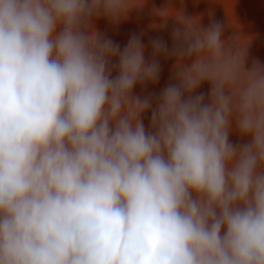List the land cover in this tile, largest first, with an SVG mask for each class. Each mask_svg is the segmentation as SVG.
I'll return each instance as SVG.
<instances>
[{
  "label": "clouds",
  "instance_id": "9594fccd",
  "mask_svg": "<svg viewBox=\"0 0 264 264\" xmlns=\"http://www.w3.org/2000/svg\"><path fill=\"white\" fill-rule=\"evenodd\" d=\"M146 3L0 0V264H264V65L173 7L151 60L101 38Z\"/></svg>",
  "mask_w": 264,
  "mask_h": 264
},
{
  "label": "rangeland",
  "instance_id": "374dc122",
  "mask_svg": "<svg viewBox=\"0 0 264 264\" xmlns=\"http://www.w3.org/2000/svg\"><path fill=\"white\" fill-rule=\"evenodd\" d=\"M134 2L144 3L146 0ZM166 7L182 9L186 17H198L202 28L218 22L223 28L222 39L240 36L238 38L243 43L250 38L246 52V67L250 68L254 62L264 65V0H147L143 7L131 9L128 17L118 23L99 17L95 19L94 25L101 38L112 40L121 50L133 34L137 35L145 46L146 60H151L153 40H163L169 49L173 47L172 32L177 27L175 17L165 21L153 11ZM157 59L161 69L158 81L137 84L133 89L135 95L151 98L153 107L163 89L176 82L173 71L175 58L160 55ZM112 63L115 64L116 61L113 60ZM112 74L114 76L115 71ZM210 87L208 82H204L194 95L203 93L207 101ZM151 111L152 109H149L142 116L146 130L150 128ZM229 139L235 145L247 143L250 137L231 133Z\"/></svg>",
  "mask_w": 264,
  "mask_h": 264
}]
</instances>
